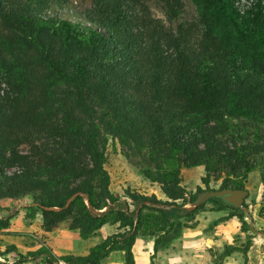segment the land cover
Here are the masks:
<instances>
[{
	"label": "trees",
	"instance_id": "trees-1",
	"mask_svg": "<svg viewBox=\"0 0 264 264\" xmlns=\"http://www.w3.org/2000/svg\"><path fill=\"white\" fill-rule=\"evenodd\" d=\"M69 1L0 0V203L30 197L43 235L13 264H102L116 251L136 264L138 238L158 236L157 249L185 227L172 213L191 218L205 207H186L199 193L243 189L264 151V143L239 142L264 127V0H192L197 20L175 30L145 0H79L90 3L84 20L53 11ZM161 1L170 21L185 7ZM55 103L59 123L43 115ZM109 139L149 157L146 175L166 200L127 189L122 197L136 211L114 206ZM197 167L205 189L189 193L182 171ZM214 177L223 179L218 189ZM209 201L248 230L246 211ZM108 224L122 231L87 255L56 257L47 244L61 229L88 240ZM9 226L0 217V234Z\"/></svg>",
	"mask_w": 264,
	"mask_h": 264
},
{
	"label": "rangeland",
	"instance_id": "rangeland-1",
	"mask_svg": "<svg viewBox=\"0 0 264 264\" xmlns=\"http://www.w3.org/2000/svg\"><path fill=\"white\" fill-rule=\"evenodd\" d=\"M145 2L154 18L161 19L167 27L174 30L179 24L187 25L198 18L192 0H184V10L174 21L169 20L167 9L161 0H145ZM89 7L88 1L70 0L62 10L54 8L53 11L68 18L84 20L81 14ZM58 108V104L55 103L44 112L46 121L61 122L62 113ZM239 142L264 143V127L245 130ZM21 150L26 154L30 153V145H22ZM106 153L112 191L120 199L114 205L116 208L129 214H133L138 208L129 199L122 197L127 189L148 196L154 194L158 199L166 200L160 187L146 175L147 172H154V166L147 155H127L111 139L107 142ZM251 161L255 169L249 173L244 183V188L249 191L245 201L248 208L245 215L248 230L245 231L238 218L233 217L236 212L222 209L215 201L206 202L205 207L191 218L175 215L176 210L168 207L166 210L174 212L172 213L174 218L182 222L185 227L177 235L166 238L157 249L158 236L138 238L135 245L136 264H264V151ZM204 176L203 167L184 169L182 185L189 193L197 192L199 187L205 189L202 184ZM216 177L211 182V187L214 189H218L223 181L222 178ZM186 207L191 208L192 205L188 204ZM178 210L181 212V209ZM0 217L10 220V226L0 234V261L13 264L20 255H27L29 250L38 246L36 239L43 237L40 229L42 217L37 206L30 202V197L0 203ZM120 231L122 230L119 224H108L98 234L84 240L78 238L77 232L61 229L50 235L47 243L52 246L53 252L55 251L54 255L60 257L66 255L67 251L74 254L73 251L76 252L74 249L79 240H84L86 245H83L88 247ZM12 247L15 249H11ZM59 250L64 252L60 253ZM3 253L6 254L2 255ZM108 263L109 260L106 258L102 264ZM24 264L43 263L37 259ZM60 264L64 263L60 262Z\"/></svg>",
	"mask_w": 264,
	"mask_h": 264
},
{
	"label": "water",
	"instance_id": "water-1",
	"mask_svg": "<svg viewBox=\"0 0 264 264\" xmlns=\"http://www.w3.org/2000/svg\"><path fill=\"white\" fill-rule=\"evenodd\" d=\"M249 196V191L245 188L243 189H232L226 188L222 190H211L204 191L198 194L196 200L194 201L191 209H196L204 203L208 202L211 198L218 197L228 204L247 211L245 207V201Z\"/></svg>",
	"mask_w": 264,
	"mask_h": 264
},
{
	"label": "crops",
	"instance_id": "crops-1",
	"mask_svg": "<svg viewBox=\"0 0 264 264\" xmlns=\"http://www.w3.org/2000/svg\"><path fill=\"white\" fill-rule=\"evenodd\" d=\"M41 224H42V222H41ZM79 237L80 236H78V238ZM84 243H85L84 240H79L78 241V245H76V247H75L76 249H74V250H76V252L73 251V253L75 255H87L89 253L90 248L92 246H94V245H91V246L89 245L88 247H86V246H84V245H86ZM49 244L51 245V242H49ZM64 250H67V249L64 248ZM64 250H59V251H60V253H62V252H64ZM54 253H55V251H54ZM70 253L71 252H69V251L66 252V254H70ZM108 260H109V263L108 264H124V252L123 251H116L114 253H111L110 256L108 257Z\"/></svg>",
	"mask_w": 264,
	"mask_h": 264
}]
</instances>
